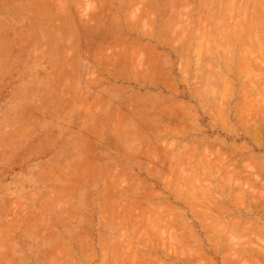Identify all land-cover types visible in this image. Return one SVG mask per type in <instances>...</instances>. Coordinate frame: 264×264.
<instances>
[{"label":"rangeland","instance_id":"1","mask_svg":"<svg viewBox=\"0 0 264 264\" xmlns=\"http://www.w3.org/2000/svg\"><path fill=\"white\" fill-rule=\"evenodd\" d=\"M263 36L264 0H0V264H264Z\"/></svg>","mask_w":264,"mask_h":264},{"label":"bare ground","instance_id":"2","mask_svg":"<svg viewBox=\"0 0 264 264\" xmlns=\"http://www.w3.org/2000/svg\"><path fill=\"white\" fill-rule=\"evenodd\" d=\"M172 1H173V0H172ZM174 1H175V0H174ZM167 3H168V2H167ZM213 4H214V3H213ZM224 5H225V3H224ZM224 5H222V6H224ZM237 5H238V4H237ZM212 6H213V5H212ZM222 6H221V7H222ZM238 6H239V5H238ZM214 8H216V7H214ZM249 8H250V7H249ZM216 9H217V8H216ZM236 9H237V8H236ZM259 10H260V9H259ZM216 11H217V10H216ZM221 11H222V10H221ZM221 11H220V12H221ZM223 11H224V10H223ZM236 11H238V9H237ZM249 11H250V9H249ZM257 11H258V10H257ZM257 11H256V12H257ZM211 13H212V11H211ZM209 14H210V13H209ZM247 14H249V13H247ZM250 14H251V12H250ZM260 14H261V13H260ZM221 15H222V14H221ZM234 15H235V13H234ZM247 16H250V15H247ZM210 17H211V16H210ZM210 17H209V18H210ZM212 17H214V16H212ZM212 17H211V18H212ZM256 17H257V16H256ZM237 18H238V17H237ZM247 18H248V17H247ZM250 18H251V16H250ZM261 19H262V18H261ZM261 19H260V20H261ZM212 20H214V19H212ZM225 20H226V19H225ZM237 20H238V22H239L240 18H238ZM247 20H249V18H248ZM251 20H252V19H251ZM257 20H258V19H257ZM235 21H236V17H235ZM249 21H250V20H249ZM252 21H253V20H252ZM254 21H255V20H254ZM258 21H259V20H258ZM238 22L236 23L237 25H238ZM240 23H241V22H240ZM249 23H250V22H249ZM260 23H261V22H260ZM260 23H258V24L256 23V25H258V26L260 27ZM246 24H247V23H246ZM247 25H248V24H247ZM250 25H251V24H250ZM261 25H262V24H261ZM251 26L253 27V24H252ZM251 26H250V27H251ZM248 27H249V26H248ZM248 27L245 29L246 31L249 30ZM260 28H262V26H261ZM250 31H251V30H250ZM259 31H261V30L259 29ZM248 32H249V31H248ZM261 33H262V32H261ZM246 34H248V33L245 32V35H246ZM248 35L250 36V34H248ZM260 35H261V34H260ZM261 36H262V35H261ZM3 37H4V36H3ZM247 37H248V36H247ZM263 37H264V36H263ZM3 40H4V38H3ZM263 40H264V39H263ZM245 41L247 42V40H245ZM250 41H251V40H250ZM146 51H147V50H146ZM251 51H252V50H251ZM252 53H253V52H252ZM252 53H251V54H252ZM227 54H228V53H227ZM260 55H261V54H260ZM262 55H263V54H262ZM254 56H255V55H254ZM254 56H253V57H254ZM247 57H248V56H247ZM251 57H252V56H251ZM251 57L249 58L250 60H251ZM252 60H253V59H252ZM259 60H260V59H259ZM255 61H257V63L259 62L258 59H257V60L255 59ZM228 62H230V61H228ZM253 62H254V61H253ZM253 62H252V64H253ZM225 63H226V62H225ZM250 63H251V62H250ZM259 63H260V62H259ZM254 64H255V62H254ZM226 65H229V64L226 63ZM260 65H261V64H260ZM252 66H253V65H252ZM254 67H255V66H254ZM225 68H226V66H225ZM206 78H207V76L205 77V79H206ZM259 78H260V77H259ZM205 79H204V80H205ZM207 79H208V78H207ZM207 79H206V82L208 81ZM210 79H211V78H210ZM253 80H254V78H253ZM257 81H258V80H257ZM257 81H255V84H256ZM262 81H263V80H262ZM262 81H261V82H262ZM204 82H205V81H203V83H204ZM206 82H205V83H206ZM258 82H259V81H258ZM263 83H264V81H263ZM263 83H261V85H262ZM210 84H211V82H210ZM257 84H258V86H259L260 83H257ZM174 85H175V84H174ZM204 85H205V84H204ZM206 85H207V83H206ZM262 86H263V85H262ZM256 90H258V89H256ZM263 90H264V89H263ZM261 92H262V91H261ZM263 92H264V91H263ZM258 93H260V91H259ZM260 94H261V93H260ZM221 102H222V101H221ZM221 106H222V105H221ZM218 108H219V107H218ZM222 109H223V108H222ZM218 110H219V109H218ZM223 110H224V109H223ZM219 111H220V110H219ZM221 111H222V110H221ZM219 113H220V112H219ZM219 113H218V114H219ZM127 114H128V113H127ZM220 116H221V115H220ZM115 129H116V128H115ZM170 132H171V131H170ZM207 144H208V143H207ZM230 144H231V143H230ZM209 145H211V144H209ZM227 146H228V145H227ZM227 150H228V149H227ZM150 151H151V150H150ZM218 151H219V150H218ZM232 151H233V149H232ZM208 152H209V151H208ZM227 152H228V151H227ZM233 153H234V152H233ZM212 154H214V153H212ZM216 154H217V153H216ZM224 154H225V153H224ZM153 155H154V154H153ZM207 155H208V154H207ZM217 156H218L217 158H219V155H217ZM220 156H221V155H220ZM224 157H225V155H224ZM187 158H188V157H187ZM211 158H212V157H211ZM189 159H190V158H189ZM187 160H188V159H187ZM211 160H212V159H211ZM211 160H210V161H211ZM214 160H216V159H214ZM230 160L232 161V159H230ZM184 161H185V160H184ZM192 161H194V160H192ZM208 161H209V160H208ZM227 161H229V160H227ZM194 162H196V161H194ZM229 162H230V161H229ZM229 162H228V163H229ZM183 163H184V162H183ZM196 163H197V162H196ZM209 163H210V162H209ZM215 163H216V162H215ZM230 163H231V162H230ZM230 163H229L228 165H230ZM187 164H188V163H187ZM210 164H212V163H210ZM221 164H222V163H221ZM232 164H233V162H232ZM204 165H205V164H204ZM213 165L215 166V164H213ZM224 165H225V164H224ZM168 166H169V165H168ZM196 166H198V168H199V165H196ZM222 166H223V165H221V168L223 169V167H225V166H223V167H222ZM170 167H171V166H170ZM194 167H195V166H194ZM219 167H220V166H219ZM213 168H214V167H213ZM217 168H218V167H217ZM225 168H227V163H226V167H225ZM168 169H169V167H168ZM196 169H197V168H196ZM219 169H220V168H218V169H214V170L217 171V170H219ZM171 170H172V169H171ZM193 170H194V169H193ZM198 170H199V169H198ZM194 171H195V170H194ZM219 171H221V170H219ZM230 171H231V170H230ZM230 171H229V172H230ZM223 173H228V172H224V171H223ZM230 173H231V172H230ZM228 174H229V173H228ZM224 175H225V174H224ZM229 175H230V174H229ZM226 176H227V175H226ZM226 176H225V177H226ZM189 177H190V176H189ZM189 177H188V178H189ZM190 178H191V177H190ZM190 178H189V179H190ZM226 179H227V178H225V180H226ZM186 180H188V179H186ZM191 180H192V178H191ZM226 181H227V180H226ZM189 182H190V181H189ZM189 184H190V183H189ZM181 190H182V189H181ZM185 192L187 193L188 191L185 190ZM188 193H189V192H188ZM189 195H190V194H189ZM210 223H211V222H210ZM229 223H231V221H230ZM229 223H228V224H229ZM231 225H234V224L231 223ZM214 226H217V225H214ZM214 226H213V227H214ZM220 226L222 227V225H220ZM214 228H215V227H214ZM218 228H219V227H218ZM212 229H213V228H212ZM220 229H222V228H220ZM229 229H230V228H229ZM218 231H219V230H218ZM221 231H223V230H221ZM227 231H228V230H227Z\"/></svg>","mask_w":264,"mask_h":264},{"label":"crops","instance_id":"3","mask_svg":"<svg viewBox=\"0 0 264 264\" xmlns=\"http://www.w3.org/2000/svg\"><path fill=\"white\" fill-rule=\"evenodd\" d=\"M34 25V24H33ZM5 26V25H4ZM21 27H24V28H26L27 29V31L28 30H30L29 29V25L27 24V23H24ZM7 51L9 52V53H11V50H7V47L4 49V54L2 55V56H4V58L6 59L7 58ZM8 55H10L11 56V54H8ZM65 59H67L66 58V56H65ZM2 153V152H1ZM0 153V154H1ZM27 165V164H26ZM29 168L28 167H25L23 170H21V171H29L28 170ZM16 170V167H15V165L13 164V162H12V160L11 159H9L7 156H6V154L4 155V154H1L0 155V171H6V172H9V171H15Z\"/></svg>","mask_w":264,"mask_h":264}]
</instances>
